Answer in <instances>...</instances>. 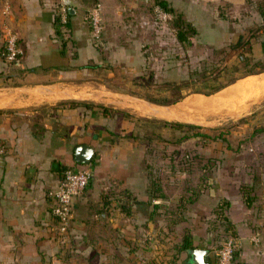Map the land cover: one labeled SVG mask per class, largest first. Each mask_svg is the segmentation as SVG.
Wrapping results in <instances>:
<instances>
[{
	"label": "crops",
	"instance_id": "crops-1",
	"mask_svg": "<svg viewBox=\"0 0 264 264\" xmlns=\"http://www.w3.org/2000/svg\"><path fill=\"white\" fill-rule=\"evenodd\" d=\"M69 1L68 8L64 0H0V43L7 24L21 50L13 63L0 58V264H197L186 250L175 249L184 232L191 247L206 250L208 264L227 233L237 241L235 264H264V139L252 134L249 141H235L233 154L217 141L218 154L204 156L235 165L189 177L179 176L190 171L176 172L152 194L143 164L147 139L135 121L142 116L201 124L212 117L209 110L227 106L225 115L245 113L264 95V70L170 103L120 88L144 87V79L161 82L163 49L222 48L264 23V0H166L196 30L185 48L172 27L154 21V0H96L102 23L97 41L85 18L88 4ZM55 18L63 23L58 35ZM249 42L248 53L263 57L264 31ZM80 143L93 149L92 174L72 200L63 234L46 191L63 167L82 164L73 158ZM248 151L251 167L245 169L240 164ZM198 178L201 188L191 195ZM242 184L251 186L249 204Z\"/></svg>",
	"mask_w": 264,
	"mask_h": 264
},
{
	"label": "rangeland",
	"instance_id": "rangeland-1",
	"mask_svg": "<svg viewBox=\"0 0 264 264\" xmlns=\"http://www.w3.org/2000/svg\"><path fill=\"white\" fill-rule=\"evenodd\" d=\"M2 13L5 14L7 12L2 11ZM5 25L8 26L7 24ZM165 25L171 27V21L166 22ZM263 25L255 23L251 26V29L257 30L262 27L261 31L263 32ZM243 33L245 34L247 31ZM229 43L230 42L222 48L214 49L197 44H194L188 49H163L160 54L163 61L160 67L162 76L161 82L156 81L153 83L149 80L145 83L144 87L140 88L132 86L127 87L121 83L122 85H120V88L127 92L142 96L141 98L145 100H148L146 97L166 100L178 98L179 100L183 96L192 95L196 92L200 94L213 92V90L229 83L243 73L248 71L256 72L264 68V56L254 57L248 53V50L244 52L246 58L240 59L237 54V51L240 49H231L228 47ZM244 47L247 46L244 45ZM152 53L153 52H151V54ZM155 55L158 56L157 53H155ZM0 58L5 61L4 56H0ZM173 72H176V74L173 75ZM169 76L171 79H168ZM108 84L118 87V83H107V85ZM153 84H155V86H153ZM158 86H162L160 91L157 90ZM250 86L251 84L248 85V87ZM154 88H156V90H154ZM257 101V104L249 107L250 111L248 110L242 114H223L224 110L228 109L229 106L209 110L211 112L208 113H210L212 117H207L204 123L201 124L187 120H178L182 123L197 125L195 127H189L187 125L169 126L164 123L166 120L164 118L161 120H153L142 116L135 117L140 131V137L145 140L148 139L145 146L146 157L145 160H143L147 172L150 173L152 179L155 180L158 185L160 184L159 182L163 185L167 184L170 180L169 177L176 172L182 173L183 171H190L186 175L183 174V176H179L189 177L191 175L195 176L196 174H194V172L200 173L203 171L204 173L206 171L216 170L223 164L224 166L227 163L235 165L233 161L221 162L218 156L211 155L207 157L204 156V153L218 154L214 152L217 151V141H221L222 144L226 143V147L230 149V153L233 154L235 151L237 152L235 141H246L247 138L249 141L252 134L259 135L264 139V129L251 133L253 127L264 128V95L258 98ZM239 104L242 105L243 102ZM240 105L238 107H240ZM130 116L134 117L132 113ZM159 128H161V134L158 133ZM195 131L205 133L207 136L191 134ZM154 137L156 141L152 142L151 139ZM249 153L250 151L244 153L243 162L240 164L242 167H245V169L251 167ZM194 183L195 185L191 187H198L201 181L198 178Z\"/></svg>",
	"mask_w": 264,
	"mask_h": 264
},
{
	"label": "built area",
	"instance_id": "built-area-1",
	"mask_svg": "<svg viewBox=\"0 0 264 264\" xmlns=\"http://www.w3.org/2000/svg\"><path fill=\"white\" fill-rule=\"evenodd\" d=\"M6 11V7L2 9ZM151 14L154 21L166 23L172 18V13L167 11L159 4L151 5ZM90 35L93 40L97 41L100 37L102 23L99 7L94 4L87 10ZM64 21V17L61 18ZM4 52L3 56L6 62L15 61L21 53L17 44V36L9 27H3ZM5 144L0 141V155L3 153ZM91 168L88 163H82L79 166H65L61 170L57 183L46 191L49 197L50 212L56 220L57 229L61 233H65L69 227L71 220L72 200L75 196L80 195L87 187L91 178ZM251 240L257 241L255 235L251 236ZM237 248L236 239L229 233L223 235L212 248V264H235L234 251Z\"/></svg>",
	"mask_w": 264,
	"mask_h": 264
},
{
	"label": "trees",
	"instance_id": "trees-1",
	"mask_svg": "<svg viewBox=\"0 0 264 264\" xmlns=\"http://www.w3.org/2000/svg\"><path fill=\"white\" fill-rule=\"evenodd\" d=\"M82 1L88 4V9L90 7H92L94 4H96V2H97L96 0H82ZM153 3L159 4L161 7H163L164 9H166L167 11H170L172 13V18L169 20V22L171 21V27L174 30L175 37H176L177 41L182 45L183 48L188 46L189 43L187 40H189L196 33L194 26L189 21L184 19L183 16L181 15V13L174 12L172 7L168 5L166 0H154ZM87 14L88 13H86L85 18H86L87 24L89 26ZM60 24H63V23L61 21L59 22L58 18H55L54 29H55V33L57 35L60 33ZM161 24H163V23H161ZM259 24L263 25L264 23H259ZM263 27H264V25H263ZM261 28L262 27H260L258 29H261ZM257 30L249 28V29H247V33H245V34L239 33L236 36V38L229 43L228 47H230L231 49L232 48L233 49L234 48L240 49L239 51H237V54L240 57V59H245L246 57L244 55V52L250 50L249 38L251 36H254V34ZM244 45L247 47H244ZM3 52H4V42L2 41L0 43V56L1 57H3ZM261 70H264V68H262ZM253 72L254 71H248L246 73H253ZM246 73H243V74H246ZM148 81H149V79H144L143 82L140 81L139 84L144 86L145 83ZM146 98L148 100H151L154 102H159V103H170V102H174L178 99V98H174L171 100H166V99H156V98H149V97H146ZM101 107L103 108V110H106L105 106H101ZM123 113H124V115L128 114L127 112H123ZM164 123L169 125V126H180V125H187L189 127L197 126V125L192 124V123H182L180 121H173V120H170V121L165 120ZM260 129H264V128L263 127H259V128L253 127V130L251 131V133L258 131ZM191 134H194V135L198 134V135H202V136H204V135L207 136L205 133H201L199 131H195ZM182 136H184V135H182ZM223 140H224V138H223ZM149 180H150L149 181L150 192L152 194H159L160 187H159L158 183L155 180H153L152 177ZM199 188H201V184L198 185L197 189L190 190L191 195H195L197 193V191L199 190ZM241 190L243 191V196H244L243 199H244L245 203L249 204L252 200V195L250 194L251 186L247 185V184H242ZM124 196L127 197L126 194ZM128 198H129V196L127 197V199ZM188 198L191 199V196H188ZM179 199L184 200V197L181 196ZM123 204H124V201H123ZM221 219L224 220V222L227 226L228 224H227L226 219L224 217H222ZM191 246H192V243H191L190 236L188 233L184 232L181 235L179 243L177 244V246H175V249H176V251H183V250L187 251V249L192 248Z\"/></svg>",
	"mask_w": 264,
	"mask_h": 264
},
{
	"label": "water",
	"instance_id": "water-1",
	"mask_svg": "<svg viewBox=\"0 0 264 264\" xmlns=\"http://www.w3.org/2000/svg\"><path fill=\"white\" fill-rule=\"evenodd\" d=\"M64 3L68 6L70 1L64 0ZM92 154V147L84 143L77 144L73 148V158L78 163H88L92 157ZM187 252L197 264H208V256L206 255V250L204 248L192 247L187 249Z\"/></svg>",
	"mask_w": 264,
	"mask_h": 264
},
{
	"label": "bare ground",
	"instance_id": "bare-ground-1",
	"mask_svg": "<svg viewBox=\"0 0 264 264\" xmlns=\"http://www.w3.org/2000/svg\"><path fill=\"white\" fill-rule=\"evenodd\" d=\"M212 101H213V100H212ZM216 102H217V101H216ZM216 102H215V99H214L213 103H216ZM205 103H206V102H205ZM211 103H212V102H211Z\"/></svg>",
	"mask_w": 264,
	"mask_h": 264
}]
</instances>
